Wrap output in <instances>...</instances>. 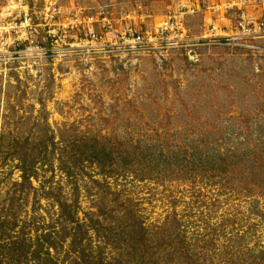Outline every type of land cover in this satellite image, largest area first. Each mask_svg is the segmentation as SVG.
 Listing matches in <instances>:
<instances>
[{
  "label": "rangeland",
  "instance_id": "374dc122",
  "mask_svg": "<svg viewBox=\"0 0 264 264\" xmlns=\"http://www.w3.org/2000/svg\"><path fill=\"white\" fill-rule=\"evenodd\" d=\"M243 1L0 0V264H264V40L201 41Z\"/></svg>",
  "mask_w": 264,
  "mask_h": 264
},
{
  "label": "built area",
  "instance_id": "2783aa9c",
  "mask_svg": "<svg viewBox=\"0 0 264 264\" xmlns=\"http://www.w3.org/2000/svg\"><path fill=\"white\" fill-rule=\"evenodd\" d=\"M242 4L250 6L252 13L239 16L226 31L216 24L207 26L201 41L218 42L224 40L225 42L247 44L264 40V0H255L253 2L248 0L243 1ZM183 17L184 14H180V12L167 16L166 22L156 32L155 40L152 39V36L132 35V44L144 45L145 43L152 48H156L159 44V48H162V46L168 48L177 41L184 42L187 38H185L183 29ZM87 41L94 44L99 41V38L94 33H91ZM5 45L6 43L4 44L0 40V46L4 47Z\"/></svg>",
  "mask_w": 264,
  "mask_h": 264
},
{
  "label": "trees",
  "instance_id": "16d2710c",
  "mask_svg": "<svg viewBox=\"0 0 264 264\" xmlns=\"http://www.w3.org/2000/svg\"><path fill=\"white\" fill-rule=\"evenodd\" d=\"M143 155V154H142ZM96 157V156H95Z\"/></svg>",
  "mask_w": 264,
  "mask_h": 264
}]
</instances>
